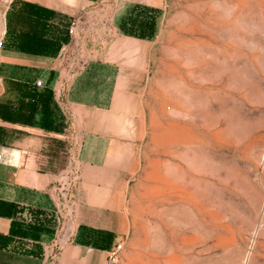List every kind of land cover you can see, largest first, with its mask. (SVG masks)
I'll list each match as a JSON object with an SVG mask.
<instances>
[{"label":"rangeland","instance_id":"1","mask_svg":"<svg viewBox=\"0 0 264 264\" xmlns=\"http://www.w3.org/2000/svg\"><path fill=\"white\" fill-rule=\"evenodd\" d=\"M131 2V19H150L149 55L114 264H264V0ZM4 89L12 113L20 90Z\"/></svg>","mask_w":264,"mask_h":264},{"label":"crops","instance_id":"2","mask_svg":"<svg viewBox=\"0 0 264 264\" xmlns=\"http://www.w3.org/2000/svg\"><path fill=\"white\" fill-rule=\"evenodd\" d=\"M133 5L11 0L0 50V103L10 99L5 87L22 93L41 81L53 93L55 122L42 129L41 112L30 116L27 99L18 102L17 92L12 98L14 109L21 107L19 118H0V237L10 239L0 245V264L48 263L65 205L56 185L71 153L81 166L67 224L71 241L53 264H109L110 252L130 235L134 141L143 135L135 89L144 85L149 55V38L121 29ZM75 19L83 30L77 53L68 34Z\"/></svg>","mask_w":264,"mask_h":264},{"label":"built area","instance_id":"3","mask_svg":"<svg viewBox=\"0 0 264 264\" xmlns=\"http://www.w3.org/2000/svg\"><path fill=\"white\" fill-rule=\"evenodd\" d=\"M68 34L73 40V44L76 48L75 52L79 51L81 40H82V26L81 20L75 19L73 20L68 28ZM3 40L0 41V49L3 47ZM2 81V80H0ZM37 87L43 88V83L41 81H37ZM81 179V166L77 162L73 153L70 154V160L68 164V169L64 175H62L57 182L56 191L60 197V199L64 202V206L60 208L58 212L59 218V234L57 236L56 241L52 246V254L49 257V261L47 264H53L54 259L61 251L62 247L69 241H71V227L67 224L71 222V209L73 206L74 200V190ZM123 250V244H118L113 251L110 252L108 261L109 264H114L119 258L121 251Z\"/></svg>","mask_w":264,"mask_h":264},{"label":"trees","instance_id":"4","mask_svg":"<svg viewBox=\"0 0 264 264\" xmlns=\"http://www.w3.org/2000/svg\"><path fill=\"white\" fill-rule=\"evenodd\" d=\"M133 13L130 12L129 15H127L124 19V23L121 26V29L127 33L128 35L140 37V38H150L149 32L143 31V29H148V26L151 24L150 19H131L130 16ZM140 28L141 31H138ZM42 47H46V44L44 43ZM21 90V89H19ZM19 91V97L18 102H22L23 99H27V109L30 111V116H34V113L40 111L41 112V118L39 121V125L42 129H49V127L54 124V118L52 115L51 110V102L53 101V93L50 89L43 87L41 90L36 91V87H27L26 90H24L22 93ZM20 104V103H19ZM12 113H10L8 110L6 112L0 113V118L7 121L12 122L19 118L21 107L15 110L12 108ZM10 239L0 237V245L3 243H6Z\"/></svg>","mask_w":264,"mask_h":264}]
</instances>
